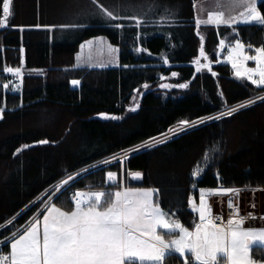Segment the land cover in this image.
Returning a JSON list of instances; mask_svg holds the SVG:
<instances>
[{
  "label": "trees",
  "instance_id": "obj_1",
  "mask_svg": "<svg viewBox=\"0 0 264 264\" xmlns=\"http://www.w3.org/2000/svg\"><path fill=\"white\" fill-rule=\"evenodd\" d=\"M194 2L99 0L120 17L138 16L143 21L138 28L130 18L107 21L93 0H12L8 26L0 28V85L12 78L5 67L23 64L25 69L20 91L0 88V106L6 108L0 119V237L22 228L41 209V197L47 199L45 193L67 175L162 136L181 120L209 117L264 89L238 79L228 63L216 61L214 48L230 27L200 26L205 51L212 55L211 71H196L200 36ZM258 7L264 12V0ZM165 9L174 15L165 17ZM115 23L125 27L116 29ZM235 27L238 37L229 35L230 42L240 38L246 45L264 46V26ZM97 35L118 45L119 65L75 66L79 45ZM172 72L178 73L172 80L188 86L159 88L162 77ZM73 80L80 84L72 85ZM137 90L142 91L139 107L132 111L128 108ZM263 105L257 101L231 116L189 127L154 147L130 153L122 166L113 162L74 177L54 202L68 210L71 193L102 189L106 171L119 177L122 170L126 184L158 189L161 207L179 208L177 217L190 225L195 215L188 200L198 189L264 187ZM100 113L119 119H105ZM42 140L48 143H38ZM197 168L200 173L193 177ZM133 171L143 173L141 181L129 177ZM257 251L262 249L255 247V256ZM165 264L183 261L173 256Z\"/></svg>",
  "mask_w": 264,
  "mask_h": 264
},
{
  "label": "snow or ice",
  "instance_id": "obj_2",
  "mask_svg": "<svg viewBox=\"0 0 264 264\" xmlns=\"http://www.w3.org/2000/svg\"><path fill=\"white\" fill-rule=\"evenodd\" d=\"M93 3L98 6L101 15L107 21L130 18L136 21L138 28L143 23L138 16L120 17L114 14L112 10L100 4L99 0H93ZM11 4L12 0H2L3 15L0 16V28L8 26ZM215 7L219 10L208 11L206 19L201 18L200 15L195 17L197 29L201 25H211L217 29L226 26L232 28V34L238 37L235 27L238 24L264 26V12L260 11L258 0H227V3L217 0ZM236 9L243 10L236 15L231 14ZM163 15L167 17L174 13L165 9ZM113 26L116 29L125 27L121 23H115ZM18 27L23 30L24 26ZM35 27L75 28L78 25L37 24ZM197 34L199 35V32ZM227 39L226 36L219 40L221 49L225 48ZM201 40H203L202 36ZM94 43L103 46L106 43L105 38L96 37L85 42L89 49H92ZM85 44L81 45L82 50ZM107 51L111 57L109 64L118 63L119 48L108 43ZM200 55L208 59L203 45L200 47ZM77 59L79 61L81 57L78 55ZM227 60L231 63L238 79L249 81L257 87H264V46L256 47L250 43L246 45L240 38H236L228 45ZM249 61H254L255 66L249 67ZM84 63H90V60H85ZM194 63L197 72L203 68L211 71V62L201 64L197 59ZM4 71L19 78L20 83H14L11 90L14 93L20 91L23 80L22 69L5 67ZM171 75L175 77L178 73L172 72ZM71 83L76 86L80 81L73 80ZM187 86L184 83L175 85L182 89ZM9 87L8 83L0 85L4 90H8ZM143 87L147 89L149 86L144 84ZM161 87L172 86L163 84ZM255 100L264 101V96L250 98L235 107H227L219 116L209 119L231 116L255 103ZM136 107L139 105L137 104ZM5 110L4 106H0V119L3 118ZM130 110L135 111V108ZM99 115L105 119H119L108 113ZM197 120L200 123L204 122V118ZM190 126L195 127L196 122L181 120L177 125L181 131ZM168 132L177 134L172 128L168 129ZM149 140L152 143L145 142L140 147L147 150L160 142L156 137H150ZM38 143L45 144L48 141L42 140ZM20 150L17 149V152ZM139 150V147L133 149V151ZM127 158L125 151L123 157L113 155L82 169L76 175L91 174L92 169L107 167L112 161L122 165L123 160ZM204 159L207 161L209 158L206 156ZM199 173L200 169L197 168L192 176L198 177ZM130 175L136 181H141L143 178V173L140 171L132 172ZM73 179L72 175H68L67 179L54 185L50 193H45L47 199L41 197L42 210H38L29 218L22 231L17 229L10 236L0 237V264H165V261L173 256L182 259L183 264H264V260L253 258V247L257 244L264 246V228L244 227L247 217L239 215V208L234 206L232 199H229L228 205L229 208L235 207V212L226 222L221 215H214L209 203L213 195H238L240 189L222 186L198 189V203L195 196L188 200L189 208L196 214L197 219L191 222V226H186L176 215L180 211L179 208L166 210L161 207L158 189L125 186L118 181V174L115 171H106V184L101 190H77L71 193L72 207L65 210L64 207L58 206L53 198L59 199L57 193L60 192V188L68 185ZM15 219L13 217L9 223ZM5 245L10 249L7 254H3Z\"/></svg>",
  "mask_w": 264,
  "mask_h": 264
},
{
  "label": "rangeland",
  "instance_id": "obj_3",
  "mask_svg": "<svg viewBox=\"0 0 264 264\" xmlns=\"http://www.w3.org/2000/svg\"><path fill=\"white\" fill-rule=\"evenodd\" d=\"M259 1H261V0H258V2ZM223 2L224 3H227V0H223ZM216 3H217V0H195V2H194V5H195V17L197 16V15H200L201 16V18H205L206 19V13L208 12V11H216V10H219V9H217L216 7H215V5H216ZM65 4V6H66V3H64ZM62 7V6H61ZM243 9H236V10H234V11H232V13L231 14H233V15H236L239 11H242ZM8 21H9V18H8ZM198 32H199V36H200V46H199V53H198V55L196 56V58L194 59V61H196L197 59H199V61H200V63L201 64H205L206 62H210L209 61V59H205L204 57H202L201 55H200V47H201V45H203V47H204V51H205V35L203 34V32H201V30H200V27H199V29H198ZM229 35H233L232 34V28H231V31L228 33V35H226L227 37H229ZM201 36L203 37V40H201ZM96 37H104L105 38V44L103 45V46H101V45H99V44H95L94 43V45H93V47H92V49H89L88 48V46L85 44V42L86 41H89V40H93L94 38H96ZM223 37H221L220 39H222ZM219 39V40H220ZM229 40H226V44H225V48L224 49H221L220 48V46H219V43L217 44V46L214 48V52L216 53V55H217V58H216V61H218V62H226V63H228L229 65H230V67H231V63H229V61L227 60V55H228V45H229ZM108 43H110L111 45H113L114 47H118V45H116V44H114V43H112L106 36H104V35H97V36H94V37H90V38H88V39H86V40H84L80 45H79V48H78V51H77V53H76V57H75V66H88V67H100L99 65L100 64H104V65H106V66H117V65H119V53L117 54V56H118V63H116V62H113V63H111V64H109V61L111 60V57H110V55H109V53H108V51H107V44ZM82 44H85V47H84V49L82 50L81 49V45ZM119 48V47H118ZM138 49H139V51H138ZM135 50L139 53L140 51H141V47H138V48H135ZM205 54H206V56H207V58H209V56L211 55V54H208L206 51H205ZM255 54V53H254ZM78 55L81 57V59L78 61V59H77V57H78ZM156 57H159V59H165V57H164V55H159V56H156ZM211 57H212V55H211ZM85 60H90V63H84V61ZM196 65V64H195ZM106 66H104V67H106ZM248 66L249 67H254L255 66V62L254 61H249L248 62ZM21 69H22V72H23V74H24V65L22 64L21 66H19ZM203 69H205V68H203ZM202 69V70H203ZM231 69H232V72H233V74L235 75V70L231 67ZM11 74V73H10ZM172 78L174 79V77L172 76V75H170V74H168V75H164L163 77H162V80L159 82V88H161V89H170L171 87H169V88H163V87H161V85H163V84H168V85H171L172 87L173 86H175V85H178V84H181V83H177V82H175L174 80H172ZM14 83H20V80H19V78H16L15 76H14V74H12V78L10 79V81L8 82V84L10 85V88L14 85ZM182 83H184V84H187V82H182ZM141 90H139V91H136L135 93H134V96H133V99H132V101H131V105L129 106V108L128 109H132V108H135V110L138 108V107H136V105L139 103V100H140V96H141ZM257 96H264V89H262L258 94H256L255 96H253L252 97V99H255ZM247 101V100H246ZM246 101H243V102H240V103H237V104H235V105H232V106H229V107H235V106H238L239 104H241V103H245ZM257 101H261V100H255V102H257ZM226 109H227V107H225L224 109H222L221 111H219V112H217V113H215V114H213V115H211V116H209V117H216V116H219V114L221 113V112H223V111H226ZM262 109H264V105H263V107H262ZM100 117H102V116H100ZM209 117H206V118H204V122H207V121H209V120H212V119H209ZM196 122V125H198V124H202V123H200L199 121H195ZM203 122V123H204ZM177 125H178V123L177 124H175L174 126H172L171 128L172 129H175V131H176V133H178V132H181V130H180V128L179 127H177ZM189 128V127H188ZM187 128V129H188ZM190 128H191V126H190ZM166 135H163V136H159V137H157V140L158 141H161V140H164V139H166V138H168V137H170V136H172L173 134L171 133V132H167V133H165ZM147 143H152L151 141H148ZM144 144V143H143ZM142 145V144H141ZM140 145V146H141ZM140 146H138L139 148H142V147H140ZM116 156H119V157H123V155H121L120 153H118V155H116ZM110 158V157H109ZM106 159H108V158H106ZM104 160V159H103ZM100 161H102V160H100ZM99 162V161H98ZM113 162H117V161H112V163ZM97 163V162H96ZM96 163H93V164H91V165H94V164H96ZM90 165V166H91ZM121 165V164H120ZM122 166V165H121ZM89 167V166H88ZM88 167H86V168H88ZM83 169H85V168H83ZM81 170L82 169H80V170H77L76 172H74V173H71L70 175H72L73 177H78V176H80V175H76V173H79V172H81ZM68 176V175H67ZM67 176L66 177H64V178H62L61 180H63V179H67ZM120 176H124L125 177V174H124V171H120ZM60 180V181H61ZM59 181V182H60ZM58 182V183H59ZM136 186H138V187H145V188H147V187H150V186H139V185H136ZM153 188V187H152ZM97 190H100V189H91V190H86V191H97ZM47 191V190H46ZM45 191V192H46ZM48 193V192H47ZM44 194V193H43ZM42 196V195H41ZM41 196H39L38 198H40ZM9 222H7L6 224H8ZM11 235V234H10ZM9 235V236H10Z\"/></svg>",
  "mask_w": 264,
  "mask_h": 264
},
{
  "label": "crops",
  "instance_id": "obj_4",
  "mask_svg": "<svg viewBox=\"0 0 264 264\" xmlns=\"http://www.w3.org/2000/svg\"><path fill=\"white\" fill-rule=\"evenodd\" d=\"M118 181L123 183L125 186L138 187L136 185L126 184L124 182L123 176H119ZM203 189H211V188L206 187ZM237 189H240L239 194L237 195L241 206L240 216L247 217L244 227L264 228V187H243ZM192 196H195L197 198V203H198V191L194 193ZM232 197L233 194L211 196L209 203L212 206L213 213L225 208L226 205L228 204L229 199H232ZM42 207L40 210H42ZM247 211H251V215L247 214ZM42 214L43 213H41V216ZM194 215H195L194 220H196L197 216L196 214ZM186 226H191V224ZM19 230L22 231L23 227L20 228ZM255 247L261 248L262 251H257L256 254H258V256H255V254H253V258L257 260H264V246H260L257 244L253 247V249Z\"/></svg>",
  "mask_w": 264,
  "mask_h": 264
},
{
  "label": "built area",
  "instance_id": "obj_5",
  "mask_svg": "<svg viewBox=\"0 0 264 264\" xmlns=\"http://www.w3.org/2000/svg\"><path fill=\"white\" fill-rule=\"evenodd\" d=\"M121 155H123V153H121ZM232 201H233L234 206H237L239 208V215H241V206H240V202H239L237 195H233ZM234 212H235V207L229 208V205L227 204L225 208L215 212L214 215H217V214L221 215L223 217V220L226 222L227 219L230 218ZM247 214H251V211H247ZM7 253L9 252L3 248V254H7Z\"/></svg>",
  "mask_w": 264,
  "mask_h": 264
},
{
  "label": "water",
  "instance_id": "obj_6",
  "mask_svg": "<svg viewBox=\"0 0 264 264\" xmlns=\"http://www.w3.org/2000/svg\"><path fill=\"white\" fill-rule=\"evenodd\" d=\"M141 149V148H140ZM128 154H130V153H132V152H135V151H133V149L132 150H127L126 151ZM133 172H135V171H133ZM132 173V172H131ZM131 173H129V177L131 178ZM132 179V178H131ZM132 180H134V179H132ZM134 181H136V180H134Z\"/></svg>",
  "mask_w": 264,
  "mask_h": 264
}]
</instances>
